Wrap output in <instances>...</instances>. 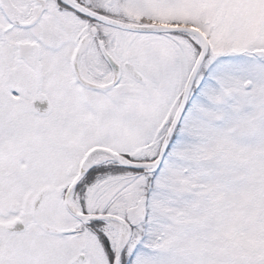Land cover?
Masks as SVG:
<instances>
[{
    "label": "snow or ice",
    "instance_id": "6c2138e0",
    "mask_svg": "<svg viewBox=\"0 0 264 264\" xmlns=\"http://www.w3.org/2000/svg\"><path fill=\"white\" fill-rule=\"evenodd\" d=\"M0 264H264V0H0Z\"/></svg>",
    "mask_w": 264,
    "mask_h": 264
}]
</instances>
